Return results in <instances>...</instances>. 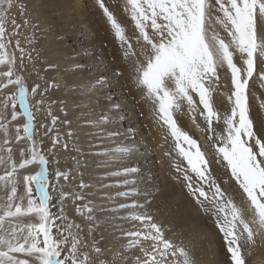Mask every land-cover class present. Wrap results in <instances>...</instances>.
Listing matches in <instances>:
<instances>
[{
	"label": "snow or ice",
	"instance_id": "6c2138e0",
	"mask_svg": "<svg viewBox=\"0 0 264 264\" xmlns=\"http://www.w3.org/2000/svg\"><path fill=\"white\" fill-rule=\"evenodd\" d=\"M94 2L118 43L130 79L151 103L155 118L167 129L166 139L170 137L173 142L179 158L178 163L172 161L178 174L173 179L186 188L212 220L224 242L227 264H247L251 246L258 236L264 235V125L259 129L254 126L249 104V83L254 76L264 87V0ZM117 8L131 21V33L117 18ZM18 10L23 14L26 5L20 4ZM20 27L15 17L8 16V10L0 9V264H128L124 252L134 248L141 255L133 257L132 264H197L195 237L170 238L164 224L143 211L146 205L136 200L142 193L138 188L142 183L139 169L124 163L136 151L131 139L133 131L128 129L125 143L121 139L124 134L110 127L122 119L109 115L121 111L118 103L99 113L92 112L96 119H82L85 127L98 130L86 135L111 142L104 156L107 164L117 167L105 178L115 180L113 184L101 183L100 187L125 189L116 196L129 202L118 204L116 210L126 211L127 220L134 225V230L124 232L127 249L112 252L101 247L95 238V213L104 205H97L91 198L87 190L93 185L84 182L82 173L71 191L59 192V210L52 212L57 205L51 204L48 165L49 157L55 160V149L61 145V134L56 128L60 118L52 114L51 104L55 102L50 101L48 116L52 126L41 127L45 128L46 137L54 130L56 134L51 136L52 147L45 152L43 140L37 139L30 99H35L39 111L52 85L46 82L41 89L39 82L34 81L31 87L26 82L25 60L33 57L25 54L17 38ZM222 72L229 81L223 85L229 88V106L221 111L214 100L222 87ZM37 76L43 79L39 73ZM107 82L101 77L95 81V88H102ZM182 105L187 106V114L198 129L197 116L204 123L203 145L179 126L176 116L183 114ZM260 108L264 109V103ZM62 123L70 129L64 134L62 145L67 149V140L80 133L71 129L67 113ZM34 165L39 166L38 171L24 174ZM213 165L222 166L223 176L214 174ZM54 175L56 180H69V175L60 171ZM71 180L75 182L76 177ZM69 198L79 202L75 203V212L86 224L65 214L63 202ZM100 198L114 199L108 194Z\"/></svg>",
	"mask_w": 264,
	"mask_h": 264
},
{
	"label": "bare ground",
	"instance_id": "6f19581e",
	"mask_svg": "<svg viewBox=\"0 0 264 264\" xmlns=\"http://www.w3.org/2000/svg\"><path fill=\"white\" fill-rule=\"evenodd\" d=\"M18 1L26 5V10L30 15L37 17L39 15V22L41 21L40 24L43 26L40 28H44V31H42L43 29L33 30L34 32L30 34L27 30L19 29L20 35L17 38L25 49V54L30 53L34 60L33 62L25 60L27 71L23 75L29 87L34 81L41 84V89L45 87L46 82L52 85L48 88L45 105L39 111L36 110L35 99H30L35 116L37 139L43 140L45 152L52 147L51 136L56 134L54 130L46 137L44 135L45 128L41 127V125L52 126L51 117L48 116L50 101L55 102L51 104L52 114L60 118L56 128L61 134V145L55 149V160L51 156L49 157V191H51L50 188L55 180L53 171L69 175L68 181L62 177L57 180L58 188L61 187L65 192L73 189L74 183L79 182V174L82 173L84 182L93 185L87 190L91 194V198L97 205H104L103 210H97L95 213L97 217L95 238L100 240L101 247L109 246L108 248L112 252H119L120 246L127 244L124 232L134 230V225L133 222L127 220L128 213L124 210L117 211V206H115L119 203L129 202L125 198L116 196L118 191L125 189L117 187L101 189L100 187L101 183L113 184L115 180V178H105L106 173L111 175V171L117 167L114 164H107V157L104 156V152L108 150L111 142L106 139L103 141L101 138H93L86 142L102 141L94 147L84 148L81 142L85 140V137L83 136L81 139L80 132V129L88 133L98 131L85 127L82 117L89 116L91 119H95V116H91L92 112L99 113L102 109L108 108L110 104L118 103L121 106V111L119 113L112 112L109 115L119 116L122 119L115 120L110 127L118 128L124 134L121 139L125 143L128 142V129L133 131L134 135L131 139L136 151L131 159L124 163L139 169V179L142 183L138 185V188L142 190V193L136 200L138 203L146 205L143 211L150 212L157 221L164 224L167 236L175 239L183 235L178 230L180 222L178 210L185 213L188 210L184 204H179L180 200L177 196L172 195L175 190L174 186H176L174 182L176 180L173 177L178 175L172 167V161L179 162V158L173 150V142L170 137L166 139L167 129L155 118L151 103L143 98L141 91L130 79L129 72L124 67L125 62L118 43L114 40L105 18L98 6L95 5L94 0H7V2L2 0L3 4L0 9L8 10V16L15 17L17 24L20 25L19 10L16 7ZM106 3H110V0H106ZM9 4L12 5L10 9ZM115 14L126 26L128 33H131V21L122 10L115 9ZM31 35L34 36V39L30 37ZM33 53H37L36 56L41 58L36 59ZM17 55L19 56V53ZM117 72H122V74L117 76ZM37 73L43 79H39ZM60 76H62L61 79ZM101 77L106 78L108 82L102 88L96 89L95 81ZM220 89L225 94L228 88L221 87ZM6 91H12V89ZM220 98L223 96L217 93L214 104L218 105L217 100ZM36 99H39V96ZM73 104L80 105L73 109ZM61 108L64 111H61ZM182 109L183 114H177V121H180V126L182 122V129L203 145L206 133L193 124L187 114V106L182 105ZM123 112L125 113L123 114ZM65 113H67V119L72 121L71 129L80 133L78 137L67 140V149L62 146L65 142L64 134L70 130L68 125L62 123ZM18 122H13V124ZM77 125L80 127L78 128ZM203 128L202 126L201 129ZM89 149L94 151L92 156L87 152ZM166 152H171V156H166ZM51 160L54 161L53 164ZM218 167V165H213L215 171H219ZM36 171H38V165L30 166L28 173L24 174H34ZM21 172L23 173V170ZM72 176L76 177L75 182L71 180ZM134 178L136 177H130V179ZM59 191L61 190L59 189ZM107 192H109L108 195L114 197L112 201L100 198ZM236 200L237 203H240L239 195L236 196ZM75 203L79 202H73L70 198L63 202L65 214L77 223L86 224L76 214ZM189 204L191 207L194 206L191 201ZM246 207L245 205V209ZM53 213H55L54 210ZM244 214L247 216L248 212L245 210ZM174 233L175 236H173ZM211 235L212 232L209 233L206 227L200 225L199 236L206 247V254L197 255L195 249L197 242L195 241L194 255L197 264H227L223 240L219 243L220 238L217 239L218 236L212 238ZM101 237H103L102 240ZM127 252L129 250L125 251L124 255L129 258L128 264H132L133 257L141 255L138 248L130 249V254ZM246 260L247 264H264V235L256 238V243L251 246L250 255L246 256Z\"/></svg>",
	"mask_w": 264,
	"mask_h": 264
},
{
	"label": "rangeland",
	"instance_id": "374dc122",
	"mask_svg": "<svg viewBox=\"0 0 264 264\" xmlns=\"http://www.w3.org/2000/svg\"><path fill=\"white\" fill-rule=\"evenodd\" d=\"M18 2H16V7L17 8H18V6L20 4H23L22 2H19V3ZM1 4H3L2 0H0V7H1ZM15 15H16V13H15ZM39 19H40L39 18V15H38V17L37 16H34V15H30L27 12V10L23 14H21V12L19 11V20H20L19 23L21 25L20 29L27 30L29 34L32 33V32H34V31H36V30H42L43 29L42 31H44V28H42V29L40 28V27H43V26H41V24H40L41 21L39 22ZM25 20L28 21L27 24H25ZM30 37L32 39H34V36L33 35H31ZM33 55H34V57H36V59H38V58L40 59L41 58L40 56H36L37 53H33ZM33 61L34 60H32V62ZM68 72H70V71H68ZM61 78H62V76H60V79ZM225 83L228 84L229 81L224 78V74H221V85H222V87H223V84L225 85ZM249 87H250V90H251L250 91V94H249L250 115L253 118L254 126L257 129H259L261 127V125H264V109L260 108V104L261 103H264V87H261V82L259 80V77H255V76H254V79L250 81ZM218 93L221 94L223 96V98H220V99L217 100V102L219 104L218 105L215 104V107L217 109H219V110L222 111L225 107H228L229 106L228 103H227V99H226L227 98V95L229 94V88L227 89V91H225V94L222 92V89H220ZM0 95H2V94H0ZM79 105L80 104H73L72 107L74 109V108H77ZM124 113L125 112H123V114ZM196 122L198 124H200V129L199 130H201L202 126L205 127V125L202 122V120L200 119V117L197 118V121ZM178 124L180 126V121H178ZM180 127L182 128V122H181V126ZM123 129H125V128H123ZM82 130L83 129H80L81 139L84 136L85 137V140H83L81 143H82V145H83L84 148L94 147L99 142L102 141L101 140V141L98 142V140L97 141L94 140L93 142H90V143L89 142H86V141H88L90 139H93V138H96V137H93V136L91 137V135L90 136H86V133H88V132L87 131H82ZM94 132H96V131H94ZM103 141H104V139H103ZM74 142L77 143V141H74ZM90 150H92V151H90ZM87 152L90 154V156H92L94 154L93 149H89V150H87ZM51 161H52V164H53L54 161L53 160H51ZM218 166H219L218 167L219 168V171L218 170L217 171L214 170V174L217 177H221L224 174L223 168L220 165H218ZM53 174H54V171H53ZM96 175H98V174H96ZM174 182L176 183V186H174L175 190L173 191L172 195L174 197L177 196L179 198V200H180V203L179 204H184L185 207H186V209L188 210L187 213H185V212H183L181 210H178L179 211V219H180V222L178 223V230L181 231V233L183 234V236H186L188 238H191V237L194 236L195 237V241L197 242V244H196L197 247L195 248L197 255H205L206 254V247H204L203 242H202V239L199 236V228H200V225H201V227H206L207 230L209 231V233L212 232V235H211L212 238L218 236L217 239L220 238L219 239V243L222 241L221 236H220L218 230L214 227V225L212 223V220L209 217H207V216L204 215V213L201 211V208L194 202V200L192 199V197H190L188 195L186 188H184V186L180 182H178L177 180L174 181ZM57 183H58V181L55 178V180L53 182V186H55V190H53V186H51V188H50V190H51L50 191L51 196H53L52 197V201H54V202L51 201V204L57 205L56 207H54V209L52 207V212L54 210L55 213L58 212V210H59V207H58V204H59L58 197H59V192H60L59 189L62 190L61 187L58 188ZM233 186L236 187L235 185H233ZM109 192H107L106 194H109ZM56 195H57V197H56ZM190 201L192 202V204L194 206H192V207L190 206V204H189ZM115 206H118V204L115 205ZM185 224H186V226H185ZM122 246H120L121 249L122 248L123 249H127V244H123ZM108 247H106V248H108ZM129 252H130V250H129ZM129 252H127V253L130 254Z\"/></svg>",
	"mask_w": 264,
	"mask_h": 264
}]
</instances>
